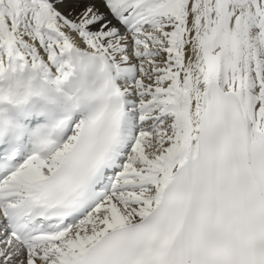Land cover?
Returning <instances> with one entry per match:
<instances>
[{"label": "snow or ice", "instance_id": "obj_1", "mask_svg": "<svg viewBox=\"0 0 264 264\" xmlns=\"http://www.w3.org/2000/svg\"><path fill=\"white\" fill-rule=\"evenodd\" d=\"M0 264H264V0H0Z\"/></svg>", "mask_w": 264, "mask_h": 264}]
</instances>
